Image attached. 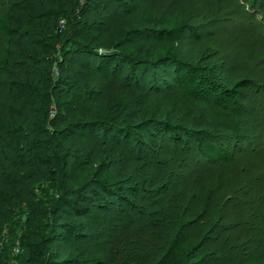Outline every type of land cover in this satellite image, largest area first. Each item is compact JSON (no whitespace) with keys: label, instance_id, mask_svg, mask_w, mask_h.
Returning <instances> with one entry per match:
<instances>
[{"label":"trees","instance_id":"16d2710c","mask_svg":"<svg viewBox=\"0 0 264 264\" xmlns=\"http://www.w3.org/2000/svg\"><path fill=\"white\" fill-rule=\"evenodd\" d=\"M20 3L19 7L26 12L24 13L26 18H38L47 22L46 19L65 16L67 22L58 28L55 26L57 29L46 26L56 34L61 32L68 34L66 42H72L74 39L72 34L75 33L73 30L80 22L76 16L79 9H76L73 2L66 8V13H58V9L63 7L62 0H20ZM235 4L234 0H215L207 6L221 8L219 12L225 13L231 11ZM200 5L202 4L196 0H142L130 12L123 13L115 9L107 13L96 25L95 34L88 36L90 42L96 44L95 47L85 45L81 50L92 59L78 62L75 65L76 70L71 67L77 62L73 59L65 58L57 62L49 53L39 56L38 48L53 47V44L44 43L46 37H40L38 30L31 31L30 35L26 33L23 40L18 38L15 27L24 26L22 15L14 17V11L0 14V73L3 75L0 78V125H4L0 126V217L12 218L13 212L26 208L25 214L30 219L34 214L44 219L47 224L45 229H38L40 224L37 221V232L22 237L21 247L24 255L19 253L11 256L13 244L7 249L0 247V264H8L9 260L12 264H82L83 256L96 264H114L110 250L96 248L82 251L76 243L82 240L79 235L80 229L89 219H98L91 225L95 233H90V238L98 239L104 236L100 233L103 229L101 225L116 216L109 211V208H112L111 212L115 211L113 210L115 203L107 201L102 196L101 192L112 196L110 193L113 191L106 182L97 179L100 168L104 162H108L115 171L118 181L130 180L137 166V158L126 154V145L123 146L120 139L125 130L129 129L125 125L126 122L133 120L140 124L138 128L149 129L157 122V116L163 113L165 106L182 107L186 95V86L174 90L163 87L159 89L157 83L153 85L157 90H141L137 82H143L151 68L164 66L165 58L156 61L128 60L120 57L117 50L127 43L139 55L149 52L150 57L167 49L175 50L178 39L166 35L164 29H157L160 31H155L152 35L142 31L141 27L145 24L169 26L173 18L185 23L196 11L202 9ZM160 8H164L168 13L156 17L154 11ZM182 28L184 27L177 30ZM123 32L128 33L124 41L120 37ZM30 36L32 39L26 41L25 39ZM34 37H40L38 42L40 45L36 49H31L30 45L37 44L38 39L35 40ZM59 37L60 35H56L54 39L58 40ZM121 59L133 66V71L130 70L123 76L119 75L116 64ZM177 62L178 64H173L176 67L183 64ZM53 64L59 71L58 79L51 77ZM174 73L178 77H184L187 72L184 68L177 67ZM189 75L187 79L182 78L184 82L181 84H195L200 73L196 70ZM65 77L75 80V83L68 85ZM201 88L193 93L197 95L202 93L200 91L204 89ZM213 97L215 101L221 103L219 95ZM126 104H136L137 108L134 113L124 117L122 110ZM114 109L117 110L114 114L117 117L114 118H119L118 123L110 122L108 119L113 115ZM49 111H52V117L47 121ZM199 133L203 158L201 160L205 161L206 167L201 171L188 170L184 173L182 168L188 166L187 155L180 152L161 153L156 158L164 161L173 159L175 163H181L182 166L179 167L181 173L168 176L164 184H161L159 174L146 181L149 186L144 187L146 193L142 197L143 201L150 203L154 208L153 216L160 214L154 218L162 225L168 224L167 219L185 225L190 219L197 217L198 213H195V216L188 215V211L183 209L182 206L187 199L196 201L194 209L202 213L197 221L201 228L208 227L213 215L222 211L230 199L233 202H244L245 205L264 199V171L258 170L255 166L261 153L259 151L252 153L250 156L252 159L246 165L242 163L237 168L242 170L237 173L234 171L237 152L233 151L230 156L221 151L220 155L216 156L205 153L203 147L219 141L210 131L202 130ZM47 145L49 147H46ZM63 152L76 157L80 164V174L70 181V187L65 185L69 183L70 172L66 170L67 166L62 161ZM48 166H51L52 170L47 171ZM65 171L68 173L65 174ZM51 172L54 175H62L60 180L65 183L59 188L57 196H49V191L54 187L56 180L54 177L50 178ZM198 174L205 176L199 179L200 184L195 185L198 187L196 189L190 180L193 175ZM231 186L230 192L233 195L229 197ZM89 188H96L101 192L92 191L93 196L89 198L84 193ZM35 191L38 192L35 194ZM146 194L151 197L147 198ZM5 195L13 199L8 204L9 201L3 199ZM177 195L180 196L181 206L177 213L168 212ZM36 196L39 199L31 203L32 198L35 199ZM228 197L230 199L227 201ZM261 200L260 202H263ZM9 206H13V211L8 210ZM238 212L245 218L251 211ZM164 213L170 216L167 218ZM254 214L256 217L257 211L252 213ZM125 216L120 215L117 223H125L124 228L127 231L132 228L133 221L125 222ZM240 222L237 224L240 225ZM243 224L245 228L241 230L245 236L238 242L233 241L235 243L231 244L234 245L229 248L234 252V263L264 264V255L261 254L264 250V227L258 222L244 221ZM167 234L171 237L169 233ZM181 242L178 247L182 253L186 245ZM260 243L262 249L259 248ZM245 250L257 253L248 256L244 253ZM213 256L201 255L187 264H211ZM219 258L225 261L227 255L221 253Z\"/></svg>","mask_w":264,"mask_h":264},{"label":"rangeland","instance_id":"374dc122","mask_svg":"<svg viewBox=\"0 0 264 264\" xmlns=\"http://www.w3.org/2000/svg\"><path fill=\"white\" fill-rule=\"evenodd\" d=\"M62 1L63 7L58 9V13H66V8L70 2H73L76 9H79L76 16L77 21L80 22L73 30L75 32L72 34L74 39L70 43L66 42L68 34L64 32L56 34L47 29L46 26L60 27L64 22H67L65 16L52 18L53 20L46 19L47 22L40 21L38 18H26L24 16L26 12L19 7L20 0H0V14L14 11V17L22 15L24 26L15 27L18 38L23 40L26 33L30 35L31 31L38 30L40 37H46L44 43L53 44V47L42 46L38 48L39 56L43 53H49L57 62L65 58L73 59L77 62L71 67L76 70L75 65L78 62L82 63L92 59L81 50L85 48V45L95 47L96 44L91 43L88 36L95 34V27L99 20L104 19L107 13L115 9L123 13L130 12L142 0ZM196 1L202 4L200 5L202 9L196 11L191 19L185 23L173 18L169 26L145 24L141 27L142 31H147L152 35L155 31H160L157 29H164L166 35L178 39L175 50L160 51L152 57L149 56V52L139 55L135 49L132 50L128 43L117 50L120 57L128 60L156 61L165 58L163 60L164 66L151 68L143 82H137L141 90L153 91L156 89V86L153 85L157 83L159 89L163 87L174 90L186 86V95L182 107L165 106L163 113L157 116V122L149 129L138 128L140 124L133 120L126 122L125 125L129 129L125 130L126 132L120 136V139L123 146L126 145V154L137 158V166L130 180L118 181L113 168L108 162H104L97 179L110 186V190L113 191L110 193L112 196H108L96 188H89L84 191L89 198L93 196L92 191H100L107 201L115 203L114 212H111L112 208L109 206L106 207L109 208L113 216H116L101 225L103 229L100 230V233H103L104 236L98 239L90 238V233H95L91 225L98 219H89L81 226L79 235L82 240L76 243L82 251L96 248L110 250L113 259L111 260L114 264H187L201 255L209 256L212 254L214 256L211 264H233L234 252L229 248L234 245L231 244L233 241L238 242L245 236L241 230L245 228L242 223L244 221L248 223L258 222L261 227H264V214H262L264 213V199H260L263 202L252 200L253 202L250 201L249 205H245L244 202H233L229 198L233 195L230 192L232 186L229 190L231 195L228 194L227 201L230 200L227 206L213 215L206 228H201L197 222L202 213L194 209L196 201L187 199L188 201L184 202L182 206L188 211V215L195 216L198 213L197 217L189 220V223L185 225L176 224L171 219H167L168 224L163 223L162 225L154 218L160 214L153 216L154 208L142 198L146 193L144 187L149 186L146 181H150L156 174L161 175L160 182L164 184L167 182L168 176L181 173L179 167L182 164L175 163L173 159L168 161L160 160L159 157L157 159V155L161 153L180 152L187 155L189 160L186 164L188 165L187 168H182L184 173L188 170L201 171L206 167L205 161L201 160L202 150L199 145L201 140L199 132L202 130L210 131L214 134V138L219 141L218 143H208L203 147L205 153L216 156L220 155L221 151L226 156H230L237 152L234 171L240 173L242 169L237 168L242 163L246 165L252 159L251 154L259 151L261 156L258 160L260 159V161L257 160L255 166L258 170L264 171V0H234L236 3L234 8L225 13L219 12L221 8L207 6L214 3L215 0ZM167 13L164 8L154 11L156 17ZM68 27L69 25H67ZM179 27L184 28L177 30ZM127 34V32L121 33L120 37L123 41L128 36ZM56 35H60L58 40L54 39ZM32 36L25 40L32 39ZM40 37H34L35 40H38L37 44L30 45L31 49L39 47ZM124 59L118 60L116 63L121 76L130 70L133 71V66ZM177 61L183 63L177 67L185 69L187 73L184 77L186 79L190 77V73L199 71L200 76L195 84H181L184 82L182 79L184 77L174 75L177 67L173 64H178ZM52 67L53 76L51 77L58 79L59 71L56 70L55 64ZM78 68L82 69L80 66ZM2 76L0 73V78ZM62 77L64 78V76ZM65 78L68 85L75 83V80ZM162 82L166 85H162ZM201 87L204 89L200 91L202 93L198 95L193 93ZM212 90L216 91L212 93ZM213 95H219L221 103L215 101ZM136 108V104H126L122 114L127 117V115L134 113ZM115 109L112 111V113L114 112L113 115L108 119L110 122L118 123L119 118H114L117 117L114 115L117 113ZM235 110L238 111L234 112ZM51 117L52 111H49L47 121ZM61 155L62 161L67 166L66 170L70 172L69 183L65 184L60 180L62 175H54L51 172L50 178L54 177L56 180L54 187L49 191V196H57L62 184L70 187V181L80 174V164L77 158L66 152ZM50 167H47V171L52 170ZM68 172L65 171V174ZM203 176L205 175H193L190 183L199 186V179H202ZM37 192L35 191V194ZM5 196L3 199L9 201L7 204L13 200L12 197ZM146 196L147 198L151 197L147 194ZM175 198L176 200L170 204L168 212L177 213L179 206H181L180 196L177 195ZM36 199L39 198L37 196L35 199L32 198L31 203H35ZM9 207L8 210L13 211V206ZM242 210L244 212L251 211V216L249 213L243 218L242 213L238 212ZM26 211V208L15 211L12 218L0 217V247L7 249L8 247L11 248L10 246L13 244L14 249L11 256L19 253L25 254L21 247V239L24 235L27 237V235L37 232V221L40 224L38 229L47 227L44 219L36 217L34 214L31 215L32 219H30L25 214ZM255 211L258 213L256 217L255 214L252 215ZM122 214L126 215L125 222L133 221L130 230H125V223H117V218ZM165 216L168 218L170 215L166 214ZM260 216H262L261 220ZM238 217L240 220L236 219ZM238 220L241 221L240 225L237 224ZM96 232L100 234L99 231ZM167 233L171 237H168ZM180 242L186 245V249H183L182 253L181 248L178 247ZM259 248L262 249V243H260ZM221 253L227 255L225 261L219 258ZM244 253L252 256L257 252L252 253L245 250ZM261 254L264 255V250ZM249 258L251 259V257ZM81 262L82 264H96L94 261H89L85 256ZM7 263L12 264V261L9 260Z\"/></svg>","mask_w":264,"mask_h":264}]
</instances>
